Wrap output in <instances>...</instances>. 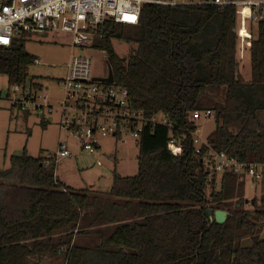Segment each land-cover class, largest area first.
<instances>
[{
  "label": "trees",
  "instance_id": "16d2710c",
  "mask_svg": "<svg viewBox=\"0 0 264 264\" xmlns=\"http://www.w3.org/2000/svg\"><path fill=\"white\" fill-rule=\"evenodd\" d=\"M254 24L249 80L238 70L236 6L146 3L137 24H100L93 45L105 52L114 84L127 88L133 108L172 126L143 129L137 172L113 170L107 192L63 184L56 163L25 146L9 156L0 169V264H264V193L246 208L243 184L213 172L209 159L226 152L264 163V20ZM25 36L0 46L8 84L33 78ZM113 40L134 48L120 57ZM207 109L214 132L196 152L192 112ZM170 137L180 152L168 148ZM208 208L225 210V220H210Z\"/></svg>",
  "mask_w": 264,
  "mask_h": 264
},
{
  "label": "built area",
  "instance_id": "2783aa9c",
  "mask_svg": "<svg viewBox=\"0 0 264 264\" xmlns=\"http://www.w3.org/2000/svg\"><path fill=\"white\" fill-rule=\"evenodd\" d=\"M160 4L171 7L227 5L247 8L249 21L264 20V0H0V46L8 47L24 35L41 32H65L71 36L72 44L100 50L93 45L98 27L113 20L125 24H137L144 4ZM25 36V37H26ZM33 64L40 63L34 57ZM108 76V69L103 77ZM10 89H0V101L20 112L34 114L43 121L46 114L56 110L59 131L74 140L79 150L92 153L99 150V140L105 137L119 138L124 135L135 141L147 126L156 124L171 128L169 119L160 114L146 116L140 109L132 107L127 88L93 76L91 58L87 54L70 56L66 74L56 79L58 96L56 104L50 103L48 86H42L30 77L25 85L9 84ZM211 115V110L192 112V118ZM193 135L195 151L199 152L202 141ZM168 148L180 152V145L170 137ZM72 148L67 140L59 139L53 152L44 154L45 165L71 156ZM211 169L222 174L232 172L237 182L264 185V163L241 161L226 152L210 154Z\"/></svg>",
  "mask_w": 264,
  "mask_h": 264
},
{
  "label": "rangeland",
  "instance_id": "374dc122",
  "mask_svg": "<svg viewBox=\"0 0 264 264\" xmlns=\"http://www.w3.org/2000/svg\"><path fill=\"white\" fill-rule=\"evenodd\" d=\"M250 25L254 31L256 25L251 24L244 6L236 7V58L238 70L243 80H249L250 55L249 40L246 37ZM24 49L40 63L32 64L29 75L37 78L42 86H48L47 94L50 103L54 106L58 96L56 79L66 74L67 62L71 55L87 54L91 58V71L93 76L103 77L107 72L106 54L103 50L84 48L72 44L71 36L65 32L31 33L23 38ZM113 48L118 56L126 58L134 48V44L113 40ZM5 75L0 73V89H10ZM223 90L217 93L221 100ZM213 112V110H211ZM47 121L39 116L27 114L13 109L7 101H0V169L8 167V158L20 154L26 147L28 154L43 157L47 152H53L59 139L67 140L75 153L70 158L65 157L56 162L55 176L65 185L73 189H88L91 193L107 192L112 181V171L115 170L122 176L134 175L137 172V144L127 137H105L99 140L100 150L92 153L78 151L74 140L58 128L59 114L54 110L45 115ZM197 129L195 135L202 141H207L213 135L215 119L213 113L194 119ZM210 165V164H209ZM209 192V189L206 191ZM247 199L244 204L251 208L264 193V185L245 183L241 191ZM233 200L232 204H235ZM243 244H249V239H243Z\"/></svg>",
  "mask_w": 264,
  "mask_h": 264
},
{
  "label": "water",
  "instance_id": "95a60500",
  "mask_svg": "<svg viewBox=\"0 0 264 264\" xmlns=\"http://www.w3.org/2000/svg\"><path fill=\"white\" fill-rule=\"evenodd\" d=\"M108 66V76L107 77H100V79H103L108 82L113 81V72L110 65ZM207 213L209 214L210 220L214 219L217 223H222L225 220L226 217V211L223 209H212L208 208Z\"/></svg>",
  "mask_w": 264,
  "mask_h": 264
},
{
  "label": "crops",
  "instance_id": "0c3cea01",
  "mask_svg": "<svg viewBox=\"0 0 264 264\" xmlns=\"http://www.w3.org/2000/svg\"><path fill=\"white\" fill-rule=\"evenodd\" d=\"M107 69H108V68H107ZM22 113H24L25 115H27V113H25V112H22ZM77 150L80 151L79 149H77ZM99 150H100V146H99ZM99 150H98V151H99ZM72 153L74 154L75 151L73 152V150H72ZM73 154H72V155H73ZM72 155H71V157H72ZM67 157L70 158V156H67ZM64 158H65V157H64ZM55 177L57 178L58 181L62 182L57 176H55ZM62 183H63V182H62ZM63 184H64V183H63Z\"/></svg>",
  "mask_w": 264,
  "mask_h": 264
}]
</instances>
